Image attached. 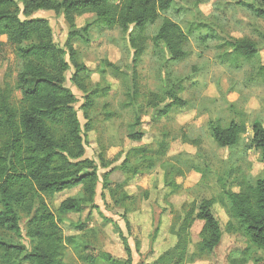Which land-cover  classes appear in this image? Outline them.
Masks as SVG:
<instances>
[{
  "label": "rangeland",
  "instance_id": "1",
  "mask_svg": "<svg viewBox=\"0 0 264 264\" xmlns=\"http://www.w3.org/2000/svg\"><path fill=\"white\" fill-rule=\"evenodd\" d=\"M258 1L173 0L172 9L163 16L177 22L188 35L187 56L176 64L167 61V54L152 43L162 18L135 40L136 45L143 49L142 56L136 61L135 49L138 47L130 42V32L108 30L96 23L93 15H84L75 20V29L80 32V37L72 39L71 43L78 51L77 61L90 70L88 89L98 84L99 89L107 94L95 99L94 109L89 112L93 130L84 139V158L93 161L99 176L113 169L110 181H121L123 176L118 167L124 153L131 147L145 144L155 149L163 131H168L171 139L180 129L192 138H203V144L198 150L181 145L178 140L170 141L167 154L156 159L151 173L138 177L139 182L128 188L129 194L136 195L135 203L130 208L135 209L129 218L130 232L125 228L121 210L110 202L100 183L94 198L97 208H85L78 214L60 215L57 210L64 199L77 196L80 189L66 191L53 198L42 197L48 211L56 220H62L58 226L64 239L63 264H85L80 258L90 252H85L86 246L101 249L113 258L125 259L116 227L127 239L133 264L155 258L174 243L171 225L174 226L178 219L191 207H197L202 200L220 194V177L227 179L228 188L237 192L238 188L231 183L241 178L254 183L264 174L260 151L245 150L249 145L253 122L257 120L264 127V20L254 18L252 10L246 7L256 6ZM112 2L117 3L118 0ZM19 8H22L21 4ZM21 18L24 17L21 15ZM31 18L47 20L55 44L64 47L72 29L62 15L37 11ZM86 25L89 30L83 33ZM239 39L257 44L259 52L254 59L238 57L228 47L229 42ZM104 62L113 64L115 69L107 67ZM21 70V60L6 38L0 37V91L7 92L13 107L18 109L21 108L22 97L16 89V82ZM73 72L71 67L65 73V86L76 96L74 108L83 126L85 120L80 110L82 93L70 82ZM133 86L137 88L138 98L133 106L127 107V94L132 92ZM168 91L186 101L187 107L182 110L174 108L167 117L157 122L152 121L156 112L148 109L141 117L142 125L134 129V106L145 107L150 93H160L162 98L163 92ZM209 120H219L222 126L231 121L244 123L246 135L238 147L220 149L210 138L206 127ZM137 130L145 135L140 144H133L128 135ZM99 156L106 163L112 162L105 171L100 167ZM164 162L178 164L183 169L196 164L200 167L206 165L207 168L204 169L203 178L190 172L185 178L177 179V184H181L183 189L169 197L162 182L160 165ZM227 172L230 173L228 178ZM144 192L149 193L147 201L141 200ZM213 214L222 231L220 244L212 253L200 252L199 234L203 223L195 221L189 230L190 244L185 264H252V257L262 256L261 252H252L245 262L242 256L246 248L244 238L227 232L229 218L219 205L214 207ZM30 219L31 215L25 212L19 215L20 236L0 230V242L20 249L22 256L31 248L25 236ZM78 222L86 224L84 234L73 229V224ZM136 243L140 245L138 252L134 251Z\"/></svg>",
  "mask_w": 264,
  "mask_h": 264
},
{
  "label": "trees",
  "instance_id": "2",
  "mask_svg": "<svg viewBox=\"0 0 264 264\" xmlns=\"http://www.w3.org/2000/svg\"><path fill=\"white\" fill-rule=\"evenodd\" d=\"M19 4L22 5L21 9ZM173 4V0H118L117 3L112 0H0V37L6 38L22 62L16 82V89L22 97L21 108L13 107L9 94L0 91V230L20 236L19 215L23 212L31 215L25 233L30 251L22 256L20 249L0 242V264H63L64 239L58 226L62 220H56L48 211L42 197L53 198L78 187L81 188L78 197L66 198L60 203L57 210L60 215L78 214L85 208L96 209L94 198L100 183L112 204L123 210L121 216L126 230L130 232L127 215L135 203V197L126 194L124 188L129 179L151 173L156 159L165 156L169 148L170 134L163 131L155 149L140 145L124 153L118 167L126 175L122 183L109 181L113 169L99 176L93 161L84 158V139L93 130L89 112L94 109L95 99L107 94L99 89L98 84L88 89L90 70L77 61L78 51L71 40L80 37V32L75 29V20L84 15H93L95 22L108 30L130 32V42L138 47L135 49L136 61L142 56L143 49L136 45L135 40L162 18L152 43L167 54V61L180 63L187 56L188 35L177 22L163 16L172 9ZM246 7L252 10L254 18L264 20V0H259L256 6ZM37 11H52L63 16L72 29L64 47L55 44L47 20L31 18ZM88 30L89 26L86 25L82 32L87 33ZM228 47L245 60L254 59L259 52L257 44L246 39L229 42ZM104 63L115 69L113 64ZM71 67L74 72L70 82L82 93L80 110L85 120L83 126L74 108L76 96L65 86L64 75ZM163 94L161 98L160 93H150L145 107L134 106V129L140 127L141 117L148 109L156 112L152 121L157 122L167 117L174 108L182 110L187 107V102L176 94L169 91ZM127 97L129 102L126 106H133L138 98L136 86ZM206 127L216 146L228 150L238 147L247 132L244 123L233 121L222 126L219 120H209ZM128 139L133 144H140L143 133L133 131ZM173 139L195 147L203 142V138H192L180 130ZM252 149L260 151V161L264 163V127L257 120L251 126L249 145L245 147L246 151ZM99 161L104 171L112 163H106L102 156H99ZM160 168L163 186L168 190V196H172L183 189L181 184H177V179L185 178L190 172L203 178L207 166L196 164L183 169L178 164L164 162ZM229 176L227 172V178ZM231 184L238 188L237 192L228 188L227 179L220 177L218 185L221 192L218 196L202 200L197 207H191L178 219L174 226L171 225L170 233L176 239L174 246L154 261L138 264H185L190 244L189 230L195 221L203 223L199 234L200 252L212 253L222 239V231L213 214L216 205L224 209L229 218L227 232L244 238V261L252 252H261L262 256L251 258L252 264H264V174L254 183L241 178ZM148 195V192H144L143 199L146 200ZM73 229L84 234L86 224L78 222L73 224ZM116 234L122 241L126 259H116L101 249L86 246L85 252H90L81 256V261L85 264H132V251L127 239L117 227ZM138 248L139 243H136L135 249Z\"/></svg>",
  "mask_w": 264,
  "mask_h": 264
},
{
  "label": "crops",
  "instance_id": "3",
  "mask_svg": "<svg viewBox=\"0 0 264 264\" xmlns=\"http://www.w3.org/2000/svg\"><path fill=\"white\" fill-rule=\"evenodd\" d=\"M173 112V111H172ZM142 120H141V125H142ZM140 125V126H141ZM180 129H178V131H179ZM178 131H177V133H178ZM143 133V132H142ZM144 133H143V138H144ZM211 138V137H210ZM162 139V134H161V138L159 139V141ZM176 141V140H178L180 143H181V145H186V146H189V147H193V148H195V149H200L201 148V146H202V144H203V142L201 143V145L200 146H198V147H195V146H192V145H189V144H183L179 139H173V138H171V141ZM142 141H143V139H142ZM158 141V142H159ZM173 141V142H174ZM213 141V140H212ZM213 143H214V141H213ZM169 144H170V142H169ZM215 144V143H214ZM145 145H148V144H145ZM216 145V144H215ZM149 146V145H148ZM167 152H168V150H167ZM167 152H166V154H167ZM165 154V155H166ZM179 155V154H178ZM187 157V156H186ZM119 172H121V174H122V176H123V178H122V180L121 181H119V182H114V183H122L125 179H126V175L122 172V171H119ZM114 172H112L111 174H110V176L113 174ZM140 177V176H139ZM144 180H146V179H144ZM109 181H110V179H109ZM141 181V180H140ZM111 182V181H110ZM137 182H139V178L138 177H136V178H132V179H129V181H128V183H127V185L125 186V188H124V191L126 192V194H128L129 196H132V197H135L136 198V195H134V194H129L128 193V188L130 187V186H132V184H136ZM162 182H163V175H162ZM163 188L167 191V195L169 194L168 193V190L163 186ZM76 189H80V192H79V194L77 195V196H75V197H78L80 194H81V188H76ZM74 190V189H73ZM71 191V190H70ZM68 192V191H67ZM173 196V195H172ZM148 197H149V195H148ZM170 197V196H169ZM68 198H74V197H68ZM148 199V198H147ZM147 199H146V201H147ZM141 200H143L144 201V199H141ZM111 202V201H110ZM112 203V202H111ZM117 209H119V210H121V215H123V210L120 208V207H116ZM135 209H133V210H130L129 211V213H128V215H127V219H128V221H129V218H130V215L133 213V211H134ZM171 236L174 238V243L169 247V248H167L165 251H167V250H169V249H171L173 246H174V244H175V242H176V239H175V236H173L172 234H171ZM131 249V248H130ZM140 250V245H139V248L136 250L135 249V246H134V251L135 252H138ZM132 251V250H131ZM164 251V252H165ZM125 253V252H124ZM163 253V252H162ZM162 253H160L157 257H155V258H152V259H149V260H146V261H141V262H144V263H150V262H152V261H154L155 259H157ZM126 254V253H125ZM120 259H124V258H120ZM126 259V258H125ZM138 263H140V262H138ZM137 263V264H138ZM133 264V263H132Z\"/></svg>",
  "mask_w": 264,
  "mask_h": 264
}]
</instances>
